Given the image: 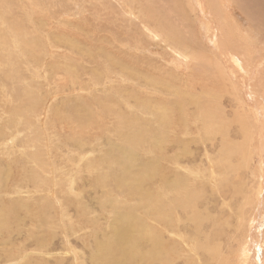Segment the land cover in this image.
Listing matches in <instances>:
<instances>
[{"label": "rangeland", "instance_id": "rangeland-1", "mask_svg": "<svg viewBox=\"0 0 264 264\" xmlns=\"http://www.w3.org/2000/svg\"><path fill=\"white\" fill-rule=\"evenodd\" d=\"M5 1L6 5H0V21H5V24H0V39L6 42H0V182H4L5 186L0 184V208L6 210L8 221L5 223L7 227L1 229L0 264H86V258L95 241L110 234L114 208L107 201L122 202L124 208L137 205L134 201L126 200V197L122 196L124 194L115 193L118 191L113 188L112 179L124 174L134 175L137 179L144 177L146 171L141 163L149 162L153 157H156L159 176L156 174L153 181L146 179L147 185L143 188L153 193L152 204L150 203L153 208L159 206L158 209L162 213L163 206L171 204L173 209V219L166 228L167 231L172 229L171 234L164 231L163 225L156 228V231L164 234L162 238L168 254L155 264H264V119H260L261 116L253 118L254 110L261 109L260 107L264 110L259 81V77L264 76V69L257 71L258 79L252 78L251 73L247 74L245 71L246 66L250 64L254 67L251 62L258 64L264 60V0H242L240 4L237 0H146V7L143 3L145 1L139 0H132L133 3L131 0H127L128 3H125V0ZM142 3L144 6H141ZM28 4L37 8L36 13L30 15V10L25 7ZM120 7L123 8L122 11ZM200 10H206L208 15L202 16ZM156 12L160 13L161 17H158ZM130 20H134L133 23L130 24ZM137 22H145L146 24H142L155 30L153 33L158 31L155 35H158L159 40L152 41L147 32L135 27ZM157 22H164L163 27H158ZM6 23L12 26L14 36L7 30ZM199 25L207 26L206 28L215 26L216 30L223 27L224 32L219 37L228 39L227 44L231 45L248 75L237 73L231 65L224 63L222 57L220 61L217 56V62L214 63L218 69L217 73L221 74L222 65L228 75L237 73L240 80L233 76L229 81L225 77L222 91L218 93L220 98L217 93H212L214 87L215 92L218 91L217 82L212 81L213 76L205 66L194 69L191 65V68H185L181 71H188L184 77H179L178 72L173 73L175 76L169 74L167 69H175L170 65L165 67L168 66L165 60L170 62L172 54L169 47L177 49L178 52L182 51L183 55L185 51L184 56H188L186 52L190 50H182L186 47L184 40L187 42L190 40L188 37L195 36L198 38L194 42L197 40L201 43L204 34ZM168 27L170 30H176L171 31L173 35L169 40L172 42H166L168 37L163 36L166 30L169 31ZM247 29H251L253 35L257 34L261 41L252 42L251 33H248ZM239 31L240 35H248L245 36L246 40L238 36ZM131 33L136 34L134 36ZM103 35L108 38L104 40ZM130 37L137 40L134 41ZM122 38L127 39V42ZM66 41H74L75 47L71 49ZM27 42L31 47H26ZM187 44L189 45L188 42ZM68 46L71 50L67 49ZM242 46L246 53L241 50ZM193 48L195 49V46ZM259 48H262V51ZM122 51L126 57H123ZM201 52L202 57L208 54L207 51L204 53V50ZM109 53H115L114 58L118 55L116 58L127 62L132 58L131 63H128L136 76L132 82L118 78V70L107 63L109 60L107 61L106 56ZM133 54H136V57ZM262 57L263 60H260ZM183 60L188 63L189 58ZM70 66L74 70L69 71L73 72L66 73L63 69ZM55 71L57 73H54ZM72 74L77 75L79 79H76L77 76L71 77ZM141 77H144V80ZM148 83L154 85H150V88ZM205 86L211 93L206 92ZM165 88L169 89L167 92H171L170 95H159ZM173 92H188L190 96L198 93L209 95L210 102L214 103L217 111L210 122L203 121L199 104L198 108L191 105L183 109L179 114L183 116L181 123L175 119L179 115H170L169 122L173 126L168 134L163 135L165 151L155 156L150 145L142 147L134 143L136 135L142 137L141 131H137L140 128L138 120L143 124L159 127L155 123L157 119L147 105L141 107L137 103H148L158 97L168 103L169 100L176 99ZM202 99L204 98H200ZM101 103H113L117 106L116 111H108L107 119L104 114L99 116L97 113ZM81 105L85 107L86 112L82 111ZM58 108H62L66 121L58 117ZM78 110L81 115L87 117L85 119H88L90 124L79 121L80 117L76 114ZM221 110L224 114L219 121ZM9 121H13L17 126L9 125ZM254 121L259 125L255 126ZM129 124L131 126L127 128ZM174 125H177L175 129ZM212 129H216L215 132H212ZM77 139L85 144V147L75 149L74 143ZM233 148H236V151ZM130 154L134 156V160L129 159ZM259 171L263 175L260 176ZM161 175L171 184L165 185ZM239 177L244 179L241 181ZM187 190L195 192L194 203H197L196 214L201 216V228L195 226L197 224L192 218H189V222L177 207L178 196ZM64 200L65 205L62 206ZM13 202L26 205L28 210L14 211ZM166 208L164 210H167ZM65 210L69 211L66 215ZM15 212H18L17 217L14 216ZM132 212L140 217L143 215L141 210ZM35 215L40 222L34 219ZM42 216L44 220H41ZM49 216L53 219H48ZM151 220L146 224L151 225ZM37 229L40 234L43 232L42 235L46 237L48 244L35 248L32 240ZM36 235L38 237V234ZM66 235L70 240L67 239L71 251L66 250L67 245L62 241ZM141 245L140 248L146 251L147 243L142 242ZM44 251L52 252L50 256H45ZM73 251L75 261L71 260Z\"/></svg>", "mask_w": 264, "mask_h": 264}, {"label": "bare ground", "instance_id": "bare-ground-1", "mask_svg": "<svg viewBox=\"0 0 264 264\" xmlns=\"http://www.w3.org/2000/svg\"><path fill=\"white\" fill-rule=\"evenodd\" d=\"M120 1V0H119ZM123 1V0H122ZM132 1V0H131ZM139 1H145V2H143V3H145V7H146V0H139ZM139 1L137 2V3H139ZM158 1H160V0H158ZM181 1V0H180ZM189 1V0H188ZM199 1V0H198ZM198 1H196V2H198ZM223 1H225V0H223ZM230 1V0H229ZM238 2L237 3H241V1L242 0H237ZM114 2H115V0H114ZM124 2V1H123ZM127 2V0H125V3ZM165 2V1H164ZM163 2V3H164ZM220 2V1H219ZM226 2V1H225ZM128 3V2H127ZM132 3H133V1H132ZM143 3H142V5L141 6H144L143 5ZM149 3V2H148ZM187 3V2H186ZM191 3V2H190ZM199 3V2H198ZM214 3V2H213ZM222 3H224V2H222ZM228 3V2H227ZM109 4V3H108ZM116 4H117V2H116ZM120 4H121V2H120ZM119 4V6H121ZM188 4V3H187ZM194 4V3H193ZM193 4H190V5H193ZM202 4V3H201ZM0 5L2 6V5H6V1L5 0H0ZM102 5V4H101ZM118 5V4H117ZM134 5V4H133ZM136 5V4H135ZM148 5V9H149V4H147ZM159 5V4H158ZM174 5H175V3H174ZM189 5V6H190ZM112 6H113V4H112ZM131 6H132V4H131ZM151 6V5H150ZM155 6V5H154ZM172 6H173V4H172ZM199 6V5H198ZM203 6V5H202ZM210 6V5H209ZM208 6V8H210ZM219 6H220V4H219ZM25 7H27V10H30V15H32V14H34V13H36V11H37V8L36 7H32L30 4H28V5H25ZM102 7H104V6H102ZM123 7H125V6H123ZM128 7H129V5H128ZM133 7V6H132ZM131 7V8H132ZM135 7V6H134ZM137 7V6H136ZM175 7V6H174ZM182 7V6H181ZM227 7V6H226ZM83 8V7H82ZM113 8V7H112ZM121 8V7H120ZM126 8H127V6H126ZM163 8V7H162ZM198 8V7H197ZM200 8V7H199ZM224 7H222V9H223ZM106 9V8H105ZM128 9V8H127ZM165 9V8H164ZM191 8H189V10H190ZM109 10V9H108ZM123 10V8H121V11ZM131 11H132V9H130ZM130 10H125V11H130ZM138 10V9H137ZM140 11H141V9H139ZM175 10V9H174ZM180 10V9H179ZM224 10V9H223ZM227 10V9H226ZM87 11V10H86ZM146 11V10H145ZM158 11V10H157ZM164 11V10H163ZM180 11H182V10H180ZM184 11V10H183ZM191 11H193V10H191ZM201 11V13L203 14L202 16H207L208 15V12H206V10L205 11H203V10H200ZM209 11L210 12H212L210 9H209ZM113 12H115V11H113ZM133 12V11H132ZM159 12V11H158ZM172 12V11H171ZM176 11H174V13H175ZM178 12V11H177ZM188 12V11H187ZM194 12V11H193ZM195 12H197V11H195ZM209 12V13H210ZM221 12H223V11H221ZM120 13V12H119ZM125 13V12H124ZM138 13V12H137ZM150 13V12H149ZM182 13V15H183V12H181ZM185 13H186V11H185ZM226 13H227V11H226ZM103 14V13H102ZM118 14V13H117ZM130 14V13H129ZM156 14H157V12H156ZM160 14V13H159ZM159 14H157L158 15V17L160 16ZM168 14V13H167ZM171 14V13H170ZM195 14V13H194ZM197 14V13H196ZM110 15H112V14H110ZM118 15H120L121 16V14H118ZM122 15H124L123 13H122ZM126 15V14H125ZM124 15V16H125ZM146 15V14H145ZM144 15V16H145ZM176 15V14H175ZM186 16H187V14H185ZM189 15V14H188ZM116 16V15H115ZM128 16V15H127ZM138 16H139V13H138ZM141 16V15H140ZM143 16V17H144ZM168 16V15H167ZM186 16H185V18H186ZM199 16V15H198ZM221 16V15H220ZM104 17H105V15H104ZM113 17V16H112ZM135 17V16H134ZM142 17V16H141ZM157 17V16H156ZM161 17V16H160ZM174 18H175V16H173ZM172 17V18H173ZM188 17V16H187ZM209 17V16H208ZM118 18H119V20H120V17L118 16ZM117 18V19H118ZM124 18V17H123ZM122 18V19H123ZM147 18H148V16H147ZM163 18L164 19H166L165 18V16H163ZM163 18H162V20L161 21H163ZM183 18V17H182ZM193 18H195V17H193ZM199 18V17H198ZM197 18V19H198ZM215 18V17H214ZM220 18H222V17H220ZM107 19V18H106ZM112 19V18H111ZM117 19H115V20H117ZM135 19V18H134ZM141 19V18H140ZM149 19V18H148ZM180 19V18H179ZM223 19V18H222ZM108 20V19H107ZM113 20V19H112ZM118 20V21H119ZM126 20V19H125ZM150 20V19H149ZM158 20V19H157ZM156 20V21H157ZM192 20V19H191ZM103 21V20H102ZM110 21V20H109ZM132 21H134V20H132ZM131 20H130V24L131 23H133ZM138 21V20H137ZM153 21H155V20H153ZM160 21V20H159ZM168 21V20H167ZM173 21V20H172ZM120 22V21H119ZM129 22V21H128ZM191 22V21H190ZM189 21H188V23H190ZM198 22V21H197ZM208 22V21H207ZM212 22V21H211ZM101 23H103V22H101ZM125 23V22H124ZM142 23H145V22H142ZM142 23H140V22H137V24H135V27H139L140 28V30L142 29L144 32H147L149 35H150V38L152 39V41L153 40H155V39H158L157 37H158V35L156 36L155 34L158 32L157 30V32L156 33H153V31H155V30H151L149 27H148V25H145V24H142ZM162 23H164V22H157V26L158 27H163L162 26ZM196 23V22H195ZM201 23V22H200ZM0 24H5V21H3V22H1L0 21ZM108 24V23H107ZM106 24V25H107ZM115 24V23H114ZM153 24V23H152ZM193 24V23H192ZM199 24V23H198ZM203 24V23H202ZM255 24V23H254ZM6 25H7V30H9L10 32H11V34L13 33L12 31H14V30H12V26H9L7 23H6ZM105 25V24H104ZM111 25H112V23H111ZM110 25V26H111ZM118 25V24H117ZM125 25V24H124ZM164 25V24H163ZM174 25H176V24H174ZM205 25V24H204ZM248 25V24H247ZM253 25V24H252ZM107 26H109V24L107 25ZM106 26V27H107ZM150 26V25H149ZM184 26V25H183ZM183 26L181 27V28H183ZM192 26H194V25H192ZM199 26H201V25H199ZM123 27V26H122ZM132 27V26H131ZM187 27H189V26H187ZM197 27V26H196ZM205 27V26H204ZM204 27H200V31H203V34H204V38H202V40H201V43L199 44V41H195L194 42V40L195 39H197L195 36V38L193 37V36H191V38H189L188 37V39H190V40H187V42L189 43V45L187 44V42H186V40H184V42L183 43H185L186 44V47H184L182 50L184 51V50H190V52L189 51H187L186 53H188L189 55L188 56H184L185 55V51H184V55H183V53H182V51H180V52H178L177 51V49L175 50L174 48L172 49V47L170 48L169 47V50L171 51V55H170V62H168L167 60H165V63H167L168 64V66H165V67H169V65L170 66H172L174 69H175V71H172V70H170V69H167V71H168V73L169 74H173V73H176V72H178V76L179 77H184L185 75L184 74H187V72L188 71H186V72H184V73H182L181 71H184L185 70V68L186 69H188V68H191L192 66L191 65H193V67H194V69H198V68H202V67H204L205 66V68H207L208 69V71H209V73L213 76V80L212 81H214V82H217L216 83V85H217V88H218V91L217 92H215V87L214 88H212L213 89V91H212V93H214V94H216L217 93V96H219L218 95V93H220L221 91H222V86H223V82H224V80H225V77H226V79H228L229 81L232 79V77L234 76V77H237V73H245L244 72V70H243V68H244V66L242 67V64L240 63V60H239V58H238V56H236V54L233 52V49L231 48V45H229V44H227V41H228V39H226V38H224V37H219V35H222V32H224V30H223V27H219V30L217 29H215V26H214V28H213V26L212 27H210V28H204ZM248 27H250L249 25H248ZM256 27V26H255ZM263 27H264V25H263ZM170 28H171V26H170ZM190 28H192V27H190ZM229 28V27H228ZM238 28V27H237ZM38 29V28H37ZM115 29V28H114ZM127 29H128V27H127ZM168 29H169V27H168ZM236 29V28H235ZM256 29V28H255ZM264 29V28H263ZM117 30V29H116ZM125 30V29H124ZM136 30V29H135ZM180 30V29H179ZM178 30V31H179ZM184 30V29H183ZM234 30V29H233ZM164 31V30H163ZM173 31H176V30H170L169 29V31H165L164 32V35L163 36H167L166 38H167V41L166 42H172V41H170L169 40V38L173 35L172 34V32ZM251 29H247V32L249 33H251ZM257 31V30H256ZM95 32V31H94ZM117 32V31H116ZM135 32V31H134ZM140 32V31H139ZM142 32V31H141ZM89 33V32H88ZM129 33V32H128ZM128 33H126V34H128ZM138 33V32H137ZM177 33V32H176ZM181 33V32H180ZM220 33V34H219ZM237 33V32H236ZM240 33V31L238 32V36L240 37V38H244L245 40H246V37L245 36H248V35H240L239 34ZM113 34V36H114V33H112ZM116 34V33H115ZM121 34V33H120ZM133 33H131V35H132ZM134 34H136V33H134ZM133 34V35H134ZM138 34H140V33H138ZM159 34V33H158ZM247 34V33H246ZM13 36H14V34H12ZM47 35V34H46ZM144 35V34H143ZM185 35H186V33H185ZM187 35H188V33H187ZM195 35V34H194ZM257 35V34H256ZM256 35H253L252 33H251V40H252V42H254V43H256V41H261V40H259V38H258V36H256ZM121 36V35H120ZM130 36V35H129ZM129 36H127V38L129 37ZM135 36V35H134ZM176 36V35H175ZM190 36V35H189ZM200 36V35H199ZM44 37H46V36H44ZM103 37H104V35H103ZM133 37V36H132ZM142 37V36H141ZM159 37H160V35H159ZM183 37V36H182ZM101 38V37H100ZM99 38V39H100ZM105 38H108V37H104V40H105ZM126 38V37H125ZM131 38V37H130ZM136 38V37H135ZM138 38H139V36H138ZM201 38V37H200ZM220 38V39H219ZM250 38V37H249ZM248 38V39H249ZM90 39H91V37H90ZM112 39V38H111ZM115 39H118V38H115ZM123 39V38H122ZM121 39V40H122ZM131 39H133L134 40V38H131ZM145 39V38H144ZM147 39V38H146ZM150 39V40H151ZM172 39H174V38H172ZM177 39V38H176ZM241 39V40H242ZM92 40V39H91ZM123 40H125V39H123ZM127 40V39H126ZM125 40V41H126ZM133 40H131V41H133ZM135 40H137V39H135ZM134 40V41H135ZM149 40V39H148ZM159 40V39H158ZM165 39H163V41H164ZM178 40H180L179 38H178ZM199 40V39H198ZM97 41H98V39H97ZM116 41V40H115ZM120 41V40H119ZM118 41V42H119ZM155 41H157V40H155ZM176 41V40H175ZM182 41V40H181ZM225 41V42H224ZM0 42H2V43H4V44H6V42L3 40V39H0ZM112 42V41H111ZM121 42V41H120ZM127 42V41H126ZM136 42H138V41H136ZM141 42H143L142 41V39H141ZM159 42V41H158ZM161 42V41H160ZM178 42V41H177ZM240 42V41H239ZM66 44H68L70 47H71V49H73L74 47H75V45H74V41H70V42H68V41H66L65 42ZM95 43V42H94ZM113 43V42H112ZM122 43V42H121ZM123 43H125L124 41H123ZM140 43V42H139ZM163 43H165V42H163ZM163 43H162V45H163ZM180 43V42H179ZM182 43V42H181ZM245 43H246V41H245ZM262 43V42H261ZM97 44V43H96ZM99 44V43H98ZM132 44H134V43H132ZM136 44V43H135ZM142 44V43H141ZM167 44H169V43H167ZM167 44H165V45H167ZM185 44L183 45V44H181V45H183V46H185ZM25 45H26V47H31L29 44H28V42L27 43H25ZM101 45H102V43H101ZM121 45V44H120ZM125 45V44H124ZM171 45V44H170ZM68 46V47H69ZM113 46V45H112ZM127 46V45H126ZM193 46H195V49L193 48ZM249 46H251V45H249ZM259 47H260V45H258ZM70 47L69 48H67V49H69V50H71L70 49ZM114 47V46H113ZM112 47V48H113ZM122 47H123V45H122ZM166 47V46H165ZM174 47V46H173ZM115 48H117V47H115ZM114 48V49H115ZM131 48V47H130ZM134 48H136V47H134ZM140 48V47H139ZM141 48H143V47H141ZM242 49L241 50H244L245 51V49L243 48V46L241 47ZM256 48H258V47H256ZM122 49V48H121ZM133 49V48H132ZM180 49V48H179ZM260 50L262 49V48H259ZM105 50H107V48L105 49ZM104 50V51H105ZM113 50V49H112ZM118 50H120L119 48H118ZM125 50V49H124ZM139 50V49H138ZM143 50V49H142ZM202 50H204V53H205V51H207V53L208 54H206V56H201L200 54H202ZM249 50H250V48H249ZM252 50V49H251ZM257 50V49H256ZM135 51H137V50H135ZM148 51V50H147ZM168 51V50H167ZM169 51V52H170ZM262 51V50H261ZM28 53H30L29 51H27ZM100 52V51H99ZM119 53H120V51H118ZM117 52V53H118ZM129 52V51H128ZM139 52V51H138ZM149 52V51H148ZM238 52V51H237ZM251 51H249V53H250ZM258 52V51H257ZM112 53V52H111ZM111 53H109L107 56H106V59H107V63H108V65L109 66H112V67H114V68H116L118 71L116 72V73H118V78L119 79H123V80H128V82L130 81V82H132L133 81V78H135L136 76H135V74L133 73V71H132V69H130V68H132V67H130V64H128L129 62L131 63V59H130V61L129 62H127V61H124L122 58H116V56H118V55H116L115 56V58H114V54H112L111 55ZM116 53V54H117ZM124 53H127V52H124ZM130 53H131V51H130ZM129 53V54H130ZM135 53V52H134ZM152 53V52H151ZM245 53H246V51H245ZM122 55H123V51H122V53H121ZM138 54V53H137ZM255 54H258V53H256L255 52ZM254 54V55H255ZM260 54V53H259ZM125 55H127V54H125ZM130 55H132V54H130ZM129 55V56H130ZM135 55V57H136V54H133V56ZM239 55V54H238ZM246 55V54H245ZM91 56V55H90ZM129 56H127V57H129ZM160 56H161V54H160ZM219 57V59H220V61H221V58L220 57H222L223 58V60H224V63H228V65H231L232 67H233V69H235L236 70V72L237 73H231V75H228L226 72H225V70L224 69H222V65L220 66V68H221V74H218L217 73V71H218V69H216L215 68V66H214V63L215 62H217V58ZM247 56V55H246ZM253 56V55H252ZM260 56V55H259ZM123 57H126V56H124L123 55ZM131 57V56H130ZM207 57V58H206ZM147 58V57H146ZM183 58H189V60L187 61L188 63H185V61L183 60ZM247 58V57H246ZM253 58H255V56L253 57ZM256 58H257V56H256ZM207 59V60H206ZM102 61H103V59H101ZM163 60H164V58H163ZM260 60H263V57L262 58H260ZM219 61V62H220ZM7 63V62H6ZM221 63V62H220ZM246 63H247V61H246ZM253 65H254V67H251L250 65H248V66H246V68H245V71H246V73L247 74H249V73H251V76H252V78H257L258 79V75H259V72H260V69H264V60L261 62V63H258L257 64V62L255 63V62H251ZM255 63V64H254ZM99 64H101L100 62H99ZM102 64H104V63H102ZM156 64V63H155ZM217 64V63H216ZM54 65V64H53ZM149 65V64H148ZM225 65V64H224ZM245 65H247V64H245ZM132 66V65H131ZM214 66V67H213ZM218 66V65H217ZM54 67V66H53ZM104 67V66H103ZM150 67V66H149ZM56 68V67H55ZM61 67H59V69H60ZM105 68V67H104ZM145 68V67H144ZM74 70L73 68H71V66H70V68H64L63 70L67 73V72H73V71H69V70ZM95 69V68H94ZM226 69V68H225ZM53 70H54V68H53ZM62 70V69H61ZM147 70H148V68H147ZM231 69H229V71H230ZM259 70V72H257ZM56 71H57V69H56ZM54 72V73H57V72ZM92 71V70H91ZM95 71V70H94ZM109 71V70H108ZM201 71V70H200ZM228 71V72H229ZM53 72V71H52ZM197 72V71H196ZM263 72H264V70H263ZM262 72V73H263ZM77 73V72H76ZM94 73V72H93ZM99 73V72H98ZM115 73V72H114ZM167 73V74H168ZM245 73V74H246ZM64 74V73H63ZM73 74H75V73H73ZM73 74H72V76L71 77H76L77 75H75V76H73ZM90 74V73H89ZM95 74H97V72L95 73ZM152 74V73H151ZM246 74V75H247ZM93 75V74H92ZM108 75V74H107ZM174 75V74H173ZM177 75V74H176ZM68 76H69V74H68ZM97 76V75H96ZM102 76V75H101ZM105 76V75H104ZM114 76V75H113ZM135 76V77H134ZM140 76H141V74H140ZM144 76V75H143ZM153 76V75H152ZM151 76V77H152ZM175 76V75H174ZM248 76V75H247ZM250 77V76H249ZM142 78V77H141ZM141 78H139V80L141 81ZM144 78V77H143ZM142 78V79H143ZM243 78V77H242ZM242 78H241V80H242ZM251 78V77H250ZM76 79H79L78 78V76L76 77ZM97 79H98V77H97ZM96 79V80H97ZM249 79V78H248ZM136 79H134V81H135ZM144 80V79H143ZM142 80V81H143ZM236 80H238V81H240L239 80V78L237 77L236 78ZM245 80V79H244ZM98 81V80H97ZM138 81V80H137ZM211 81V82H212ZM246 81V80H245ZM259 81H260V93H262V95H263V98H264V76H261V77H259ZM72 82V81H71ZM134 83V82H133ZM132 83V84H133ZM149 84V87L151 88V86L150 85H154L153 83H148ZM201 85V84H200ZM207 86H209V84L207 85ZM67 88V87H66ZM147 88V87H146ZM149 88V89H150ZM154 88V87H153ZM152 88V89H153ZM205 88V90H206V92L208 91L209 93H211V91H210V89L208 88V87H204ZM204 88H201V89H204ZM216 88V89H217ZM151 89V90H152ZM243 89V88H242ZM68 90V89H67ZM78 90V89H77ZM80 91V90H79ZM128 91V90H127ZM167 91H169V89L168 88H165V89H163L162 91H160V94L159 95H162L163 96V94L166 96H169L170 95V93L171 92H167ZM225 91V90H224ZM258 91V90H257ZM257 91H256V93H257ZM81 92V91H80ZM86 92V91H85ZM129 92V91H128ZM127 92V93H128ZM157 92V91H156ZM246 92V91H245ZM255 92V91H254ZM173 93H175V94H173V95H175V97H176V99H172V100H169L168 101V103H164L163 101H161V99H160V97H158V98H155V99H153L154 101H152V100H150V101H148V103H145V102H138L137 104H139L141 107H145L146 105H147V107H148V109L151 111V114L153 115V116H155V118L157 119L156 121H155V123H157L158 125H159V127L158 128H156V127H154L153 126V124H151V125H148V124H143V123H141L139 120H138V125H139V127L140 128H138V130L137 131H141V134H142V137L141 136H139V135H136L135 136V144H139L140 146H142V147H144L146 144L147 145H150L152 148V150H153V154L155 155V156H157L158 154H160V153H163L165 150H164V146L166 145V143L164 142V134H168V132L170 131V129L172 128V126H173V124H171L170 122H169V119H171L170 118V115H179V114H181L182 112H183V109L184 108H187V107H191V105L193 106V108L195 107V108H198V104H199V110L201 109V115H202V119H203V121L204 122H210L213 118H214V113H215V111H217L215 108H214V103L212 104L211 102H210V97H209V95H200L199 93L197 94V95H191L190 96V94L188 93V92H173ZM228 93V92H227ZM125 94V93H124ZM247 94V93H246ZM127 95V94H126ZM243 95H245V94H243ZM124 96V95H123ZM250 96V95H249ZM212 97H213V95H212ZM251 97V96H250ZM200 98H204V99H202V100H200ZM219 98H220V96H219ZM245 98V97H244ZM135 99V98H134ZM218 99V98H217ZM216 100V99H215ZM246 100H247V98H246ZM263 100V99H262ZM258 101V100H257ZM248 103V102H247ZM255 103H256V101H255ZM258 103V102H257ZM102 105H100V108L99 109H97V113H98V115L99 116H102L103 114L105 115V118L107 117V115H109V112L108 111H111V110H114V111H116V109L115 108H117V106L115 105V104H113V103H101ZM221 104H222V102H221ZM220 104V105H221ZM260 104V103H259ZM261 104H263V102L261 103ZM218 105V104H217ZM219 106V105H218ZM223 106V105H222ZM244 106H246V104L244 105ZM252 106H253V104H252ZM234 107V106H233ZM237 107V106H236ZM249 107V106H248ZM260 107V106H259ZM137 108L139 109V107L137 106ZM223 108H224V106H223ZM222 108V109H223ZM227 108V107H226ZM238 108V107H237ZM241 107H239V109H240ZM246 108V107H245ZM261 109H256V110H254V114L253 115H255V117L253 116V118H260V116H261V118L260 119H264V110H263V108L262 107H260ZM59 109V108H58ZM81 109H82V111L83 112H86V109H85V107L83 106V105H81ZM236 109V108H235ZM248 109V108H247ZM246 109V110H247ZM56 110V109H55ZM145 110V109H144ZM168 110V111H167ZM226 110V109H225ZM245 110V111H246ZM252 110V109H251ZM63 110H62V108L61 109H59V110H57V114H58V117L61 119V120H64V121H66V119H65V114H64V112H62ZM233 111V110H232ZM241 111H243V110H241ZM245 111H244V113H245ZM194 112V111H193ZM220 112V111H219ZM247 112V111H246ZM56 113V112H55ZM111 113V112H110ZM199 113V114H200ZM56 114V115H57ZM76 114L80 117V120L79 121H84V122H88L87 124H90V122H89V120L88 119H85V118H87L86 116H83V115H81V113L79 112V110L76 112ZM116 114V113H115ZM224 113H223V111L221 110V112L219 113V121H221L222 120V115H223ZM226 114V113H225ZM239 114V113H238ZM77 115H76V118H77ZM244 115V114H243ZM246 115V114H245ZM247 116V115H246ZM245 116V118H247L248 119V117H246ZM252 116V115H251ZM89 117V116H88ZM183 117V116H182ZM182 117L179 115V116H177L175 119L177 120V121H179L180 123L182 122ZM56 118H57V116H56ZM108 118V117H107ZM106 118V119H107ZM173 118V117H172ZM226 118V117H225ZM233 119V118H232ZM239 119H240V117H239ZM259 119V120H260ZM188 120V119H187ZM229 120V119H228ZM255 120V119H254ZM258 120V119H257ZM172 121V120H171ZM234 121V120H233ZM261 121V120H260ZM200 122V121H199ZM173 123V122H172ZM201 123V122H200ZM243 123V122H242ZM254 123V125L256 126V124H258L259 125V123H256L255 124V121L253 122ZM263 123H264V120H263ZM13 124V127L14 126H17L13 121H9V125H12ZM208 125V124H207ZM212 125V124H211ZM216 125H218V124H216ZM261 126H262V124H260ZM131 126V124H129V125H127V128L128 127H130ZM177 125H174V127H173V129H175V127H176ZM180 126V125H179ZM219 126V125H218ZM246 126V125H245ZM217 127V126H216ZM231 127V126H230ZM263 127V126H262ZM261 127V128H262ZM258 128H260V127H258ZM257 128V129H258ZM260 128V129H261ZM263 129V128H262ZM215 130L216 129H212V132H215ZM232 130V129H231ZM255 130H256V128H255ZM264 130V129H263ZM263 130H261L262 131V133H263ZM223 131V130H222ZM224 131H227V130H224ZM258 131V130H257ZM260 131V130H259ZM218 129H217V135H218ZM243 133V132H242ZM259 133V132H258ZM261 133V134H262ZM246 135V134H245ZM258 135V134H257ZM197 136V135H196ZM214 136V135H213ZM186 137V136H185ZM198 137V136H197ZM263 137V136H262ZM203 138V137H202ZM214 138V137H213ZM216 138V137H215ZM231 138V137H230ZM259 138V137H258ZM78 139H80V137L78 138ZM77 139V140H78ZM168 139V138H167ZM199 139V138H198ZM208 139V138H207ZM233 139V138H232ZM82 140V139H81ZM235 140V139H234ZM259 140V139H258ZM262 140H264V139H262ZM203 141H204V139H203ZM244 141V140H243ZM218 142V141H217ZM228 142H229V140H228ZM246 142V141H245ZM260 142H262V141H260ZM203 143V142H202ZM213 144V143H212ZM237 144H239L238 142H237ZM262 144H263V142H262ZM131 145H133L132 143H131ZM259 145V144H258ZM74 148L75 149H80V148H83V147H85V144H83V143H80V141L78 140L76 143H74ZM170 146V145H169ZM260 146H261V143H260ZM203 147V146H202ZM263 147V146H262ZM223 149V148H222ZM234 149V148H233ZM236 149V148H235ZM234 149V150H235ZM263 149V148H262ZM219 150V149H218ZM239 150V149H238ZM244 150V149H243ZM191 151V150H190ZM236 151V150H235ZM193 152V151H192ZM87 153V152H86ZM86 153H84V155L86 154ZM219 153V152H218ZM236 153V152H235ZM245 153V152H244ZM208 154V153H207ZM210 154V153H209ZM216 154V153H215ZM240 154H242V153H240ZM190 155H191V152H190ZM222 155H224V154H222ZM183 156V155H182ZM185 156V155H184ZM128 157H129V159L130 160H134V156L133 155H128ZM179 157H181V156H179ZM222 158V157H221ZM155 159H156V157H153V159L151 160V161H149V162H146V163H141L142 164V167H143V169L146 171V174L144 175V177H142V178H139V179H137V178H134V175H131V174H124L123 176H121V177H115L114 179H112V181H111V183L114 185V187L113 188H115L118 192H115L116 194H118V195H120V194H124V195H122V196H125L126 197V200H131V201H134L137 205L136 206H134V207H130V206H128L127 208H124L123 207V204H122V202H114V201H107L109 204H110V206H112L113 205V220L111 221V228H110V234L108 235V236H101L100 237V239H98V240H96L95 241V243H94V246H93V249H92V251L89 253V255L87 256V258H86V264H155L156 262H159V261H162L163 259H164V255L168 252V249L166 248V243H164V239L162 238V236H164V234L162 235V234H160L158 231H156V228H157V226H160L161 227V225H163L164 226V231L166 232V233H170V231H172V229L170 228L169 229V231H167L166 230V228L168 227L167 225L171 222V220L173 219V209H172V205L170 204L169 205V203H168V205L169 206H163V210H161L162 211V213L160 212V210L158 209L159 208V206H158V208H153V206L151 205L152 203H151V200H152V198H153V193L152 192H148L147 191V189H144L143 188V186L146 184L147 185V183L145 182V180L147 179L148 181H153V178L156 176V174H157V176H159V174H158V171H160L159 170V168H158V164H157V162L155 161ZM98 160V159H97ZM207 160V159H206ZM220 160V159H219ZM237 160V159H236ZM250 160V159H249ZM236 162V161H235ZM239 163V162H238ZM243 163V162H242ZM181 165H182V163H180ZM186 165V164H185ZM233 165V164H232ZM238 165V164H237ZM221 166V165H220ZM197 167V166H196ZM215 167V166H214ZM222 167V166H221ZM236 167V166H235ZM246 167V166H245ZM200 168V167H199ZM202 168V167H201ZM218 168V167H217ZM241 168V167H240ZM264 168V167H263ZM195 169V168H194ZM198 170V169H197ZM223 170V169H222ZM235 170V169H234ZM241 170V169H240ZM259 170H261L260 168H259ZM225 171V170H224ZM229 170H227V172H228ZM235 171H237V170H235ZM234 171V172H235ZM246 171H248V170H246ZM185 172V171H184ZM191 172V171H190ZM233 172V173H234ZM229 173V172H228ZM232 173V172H231ZM239 173V172H238ZM241 173V172H240ZM259 173H261L260 174V176L261 175H263L262 174V172L261 171H259ZM186 174H188L187 172H186ZM185 174V175H186ZM242 174V173H241ZM188 175H191L190 173L188 174ZM237 175V174H236ZM254 175V174H253ZM203 176V175H202ZM219 175H217V177H218ZM251 176H252V174H251ZM188 177V176H187ZM195 177V176H194ZM193 177V178H194ZM243 177V176H242ZM242 177H239V178H241V181H242V179H244V178H242ZM161 178H162V182H164L165 183V185L166 184H171L170 182H166V179H164L163 177H162V175H161ZM223 178V177H222ZM226 179V178H225ZM172 180V179H171ZM225 181H227V180H225ZM231 181V180H230ZM173 182V181H172ZM222 182V181H221ZM234 183V182H233ZM0 184H3L2 185V187H5L4 186V182L3 183H1L0 182ZM213 184V183H212ZM226 184V183H225ZM176 185V184H175ZM174 185V186H175ZM179 186L181 185L180 184V182H179V184H178ZM191 186V185H190ZM2 189V188H1ZM228 189V188H227ZM242 189V188H241ZM19 190H24L23 188H19ZM163 190V189H162ZM180 191V190H179ZM225 191H227V190H225ZM52 192V191H51ZM161 193V192H160ZM199 193H201V192H199ZM203 193V192H202ZM229 193V192H228ZM258 193V192H257ZM155 194V193H154ZM246 194H247V192H246ZM53 195V194H52ZM111 194H109V196H110ZM197 195V194H196ZM200 195V194H199ZM204 195V194H203ZM225 195V194H224ZM236 195V194H235ZM108 196V197H109ZM254 196V195H253ZM259 196V195H258ZM160 197V196H159ZM220 197V196H219ZM226 197V196H225ZM256 197V196H255ZM124 198V197H123ZM227 198V197H226ZM242 198H244V197H242ZM161 199H163V198H161ZM194 199H196V196H195V192H193V190H192V192H190V191H186V192H184V193H181L179 196H178V200H176V204L178 205L177 207H179V209H180V211H181V213H182V215L185 217V218H187L188 220H189V218H192L194 221H195V223L197 224V225H195V226H197L198 228H201V226H202V223H201V220H200V218H201V216L197 213L196 214V210H197V203H196V201H195V203H194ZM164 201V200H163ZM173 201V200H172ZM67 202V201H66ZM157 202V201H156ZM175 202V201H174ZM200 202V201H199ZM222 202H223V200H222ZM151 203V204H150ZM261 203V202H260ZM70 204V203H69ZM159 204V203H158ZM163 204V203H162ZM255 204V203H254ZM12 205H13V207H14V211H24V210H28V207L26 206V205H23V204H21V203H18V202H13L12 203ZM63 205H65V200H64V202L62 203V206ZM160 205H161V203H160ZM200 205V204H199ZM162 206V205H161ZM160 206V207H161ZM246 206V205H245ZM257 206V205H256ZM165 207H167L166 209L167 210H164V208ZM64 208H65V206H64ZM67 208V207H66ZM236 208H238V206L236 207ZM263 208V207H262ZM63 209V208H62ZM121 209L123 210V211H121ZM161 209V208H160ZM264 209V208H263ZM132 210H135V211H138V210H141L142 212H143V215H142V217H140V216H137V215H135L134 214V212H132ZM63 211V210H62ZM6 212V210L5 209H3V208H0V238H1V236H2V233H1V229H5L7 226L5 225V223L8 221V219H7V214L5 213ZM45 212V211H44ZM178 212V211H177ZM240 212H242V211H240ZM63 213V212H62ZM69 213V211L68 210H65V215L66 214H68ZM176 213V212H175ZM180 213V212H179ZM64 214V213H63ZM241 214V213H240ZM258 214V213H257ZM17 215H18V212H15L14 213V216H16L17 217ZM193 215V216H192ZM45 216H46V214H45ZM264 216V215H263ZM34 217V219L36 220V219H38V221L37 222H40V219L35 215V216H33ZM249 218H251V217H249ZM264 218V217H263ZM21 219V218H20ZM46 219V218H45ZM48 219H53V217L51 218L50 216L48 217ZM153 221H152V220ZM262 219V218H261ZM22 220V219H21ZM41 220H44V218H43V216H42V218H41ZM149 220H151V225H147L146 223L149 221ZM258 220H259V218H258ZM252 221H253V219H252ZM183 222V221H182ZM189 222H190V220H189ZM192 222V221H191ZM219 222V221H218ZM246 222V221H245ZM253 222H256V220L255 221H253ZM184 223V222H183ZM182 223V224H183ZM249 223H251V221L249 222ZM259 223V222H258ZM62 224V223H61ZM176 224V223H175ZM189 224V223H188ZM262 223H260V225H261ZM178 226V225H177ZM180 226V225H179ZM250 226V225H249ZM248 226V227H249ZM254 226H255V224H254ZM257 226V225H256ZM65 227V226H64ZM174 227V226H173ZM247 227V228H248ZM192 228V227H191ZM39 229V228H38ZM38 229H37V233L35 232L34 233V239L32 240L33 241V243H32V245L35 247V248H37V246L38 245H42V246H45V245H47L48 244V240L46 239V237L44 236V235H42V233L40 234V232H38ZM176 229V228H175ZM250 229H252V227L250 228ZM256 229V228H255ZM63 230V229H62ZM174 230V229H173ZM241 230V229H240ZM174 233H175V231H173ZM236 232V231H235ZM255 232V231H254ZM97 233V231H95V234ZM251 233V232H250ZM256 233V232H255ZM257 233H258V231H257ZM36 234H38V237H37V235ZM171 234V233H170ZM254 236V235H253ZM261 236H263V235H261ZM260 236V237H261ZM247 237V236H246ZM98 238V237H97ZM96 238V239H97ZM178 238V237H177ZM67 239H68V241H70L69 240V237L66 235L63 239H62V241H63V243L64 244H66L67 245V247H66V250H72V248L70 247V245L68 246V241H67ZM252 239V238H251ZM254 239V238H253ZM142 242H145V243H147V250L146 251H143L141 248H140V245H141V243ZM184 243V242H183ZM250 243V242H249ZM29 245V244H28ZM65 245V246H66ZM142 246V245H141ZM168 246V245H167ZM28 247V246H27ZM26 247V248H27ZM184 247V246H183ZM244 247H246V246H244ZM25 248V249H26ZM171 248V247H170ZM185 248H187V247H185ZM189 248V247H188ZM256 248V247H255ZM264 248V247H263ZM33 249V248H32ZM246 249V248H245ZM27 250V249H26ZM242 250V249H241ZM253 250V249H252ZM190 251V250H189ZM248 251V250H247ZM254 251H256L255 249H254ZM52 252V251H51ZM51 252H49V251H44V255L45 256H50L51 255ZM243 252V251H242ZM249 252H250V250H249ZM259 252V251H258ZM71 253V252H70ZM252 253V252H251ZM56 254V253H55ZM168 254V253H167ZM247 254V253H246ZM62 255V254H61ZM73 256H72V258H71V260L73 259V261H75L76 260V257H75V252L73 251V254H72ZM243 255V254H242ZM249 255V253L247 254V256ZM250 256V255H249ZM253 256V255H252ZM251 256V257H252ZM257 256V255H256ZM217 257V256H216ZM251 257H249V258H251ZM208 258V257H207ZM237 258V257H236ZM256 258V257H255ZM244 259V258H243ZM208 260V259H207ZM253 260V259H252ZM164 261H166V259L164 260ZM209 261V260H208ZM211 262H212V260H210ZM214 261V260H213ZM239 261V260H238ZM248 261V260H247ZM246 261V262H247ZM167 262V261H166ZM244 262V261H243ZM245 262V263H246ZM252 262V261H251ZM1 263V262H0ZM9 263V262H8ZM204 263V262H203ZM248 263V262H247ZM257 263V262H256ZM255 263V264H256ZM3 264V263H2ZM4 264H5V262H4ZM34 264V263H33ZM43 264H47V263H43ZM227 264V263H226ZM234 264V263H233ZM243 264V263H242Z\"/></svg>", "mask_w": 264, "mask_h": 264}]
</instances>
